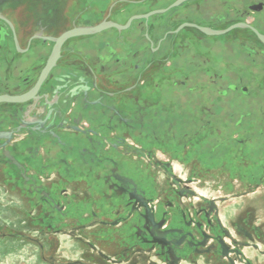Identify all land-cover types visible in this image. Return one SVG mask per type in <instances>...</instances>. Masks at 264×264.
I'll return each mask as SVG.
<instances>
[{"label": "flooded vegetation", "instance_id": "af4514ba", "mask_svg": "<svg viewBox=\"0 0 264 264\" xmlns=\"http://www.w3.org/2000/svg\"><path fill=\"white\" fill-rule=\"evenodd\" d=\"M176 1L151 0L149 10L131 16L158 9L165 12L134 20L128 29L112 28L68 39L34 97L0 103V171L7 179H18L20 174L25 188L39 191L43 211L65 215L63 200L74 197L77 158L97 167L117 166L114 156H144L146 148L130 141L140 138L139 108L131 100L142 98L155 105L161 93L173 90L183 91L181 97L212 93L216 104L208 115L186 118L183 123L200 127L186 142L183 138L178 144L169 142L172 153L178 151L181 159L205 157L209 147L204 149V143L212 132V155H207L216 158L221 150H228L217 167L264 173V127L258 132L263 141L255 149H247L256 125H264V115L255 117L249 111L236 116L223 109L221 116L217 107L219 101L229 102L236 96L243 102L250 101L254 93L264 96V0H185L170 7ZM115 6L92 24L105 19L117 22L112 15ZM0 15L13 24L5 14ZM92 24L74 23L56 33L47 31L52 24H42L36 33L20 36L14 24L13 30L0 17V61H4L0 64V95L29 93L52 54L55 43L50 38ZM209 65L223 69L227 78L211 85L193 83V78H203ZM11 67L14 73L8 71ZM156 77L158 84H152ZM263 102L253 103L261 109ZM217 124H232L242 133L234 135L235 129L229 127L231 133L222 134ZM155 141L151 139V145ZM247 150L257 156L251 165L245 164ZM157 167L166 173H162L163 179L169 177V188L158 195L133 177L113 174L114 188L123 196L124 215L112 221L126 234L122 244L133 238L151 245L153 252L162 247L163 256L180 258V262L170 260L168 264H191L189 259L195 255L198 264H264V190L236 193L221 202L216 197L196 196L189 187L193 180L175 176L171 161ZM167 192L172 196L167 198ZM227 203L238 207L232 212ZM108 231L103 240L113 236V230Z\"/></svg>", "mask_w": 264, "mask_h": 264}, {"label": "rangeland", "instance_id": "374dc122", "mask_svg": "<svg viewBox=\"0 0 264 264\" xmlns=\"http://www.w3.org/2000/svg\"><path fill=\"white\" fill-rule=\"evenodd\" d=\"M114 2L116 0H0V12L13 22L20 36H28L36 33L42 24L45 26L52 24L53 27L47 31L56 33L65 26L74 23L92 24L98 22L107 15L108 9ZM109 3L111 4L108 6ZM156 3L158 4V1ZM115 4L113 16L120 18L121 11L124 12L126 9ZM150 7L151 3L145 9ZM98 9L102 13L97 11ZM94 10L96 13L92 12ZM108 36H111V32H108ZM3 62L0 61V64ZM209 66L206 67L203 78H193V83L211 85L218 80L223 81L227 78L223 75V69H214ZM8 71L14 73L15 69L11 67ZM160 79L162 80L161 84L164 85L163 79ZM201 79H203L202 82H200ZM154 81L155 84H158L159 78L151 79L152 84ZM182 94L184 93L181 90L168 91L165 94L163 92L159 95V99L156 98L158 103L155 105H151L149 100L142 98L139 102L131 100L133 106L139 108L140 138L130 141L146 148L144 156L135 154L137 159H133V155L129 157L114 156L119 162L117 166L107 163L104 166L100 165L101 167L91 166L90 163L83 162L81 157L77 158L74 171V199L71 198L68 202V198H64V206H66L64 216L55 212L43 211L39 191L25 188L22 185V178H19L20 174L18 179H7L1 170L0 264H168L170 260L180 262V258H174V254L163 256L162 247L157 248L160 253H158L159 251L153 252L151 245L143 244L142 241L135 242L133 238L132 242L127 238L126 241L130 243L122 244L126 234L119 230L120 226H116L112 222L124 215V208L121 207L122 193L114 188L113 184L115 172H122L133 177L146 188H154L158 195L161 191L165 193L169 188L167 187L169 177L163 179L162 173L164 172H161V168L157 165L171 161L175 176L193 180L194 183L189 187L196 196L216 197L222 202L225 197H231L236 193L263 191L264 173L261 171L254 170L244 173L234 171L233 168L228 170L227 167L216 166L218 160V164H220L221 159H224L222 156L228 153V150H221L220 155L216 158L208 156L212 155L211 144H209L212 140V132L204 143V149L207 145L209 147V150L205 152V157L204 155L187 156L181 159L178 151L172 153L173 148L167 147L169 142L178 144L182 140L181 138L186 142L200 127V125L183 123L187 122L186 118L202 114L208 115L213 112V104H216L214 98L211 97L212 93L204 92L200 95L187 93V97H181ZM258 99L263 100V94L254 93L250 101L245 100L244 102L236 96L229 102L227 101L228 103L219 101L217 107L221 108V116L224 115V110L226 112L229 110L236 116L250 111L254 113L255 117H259L264 115V102L261 109L257 108L253 102ZM181 101L183 102L181 103ZM215 126L222 134L229 132V127H233L232 130L235 129L234 135L242 133L232 124L230 126L220 124ZM256 127L251 142L247 144V149H255V144L263 141H261L258 132L264 125H256ZM187 131L189 132L188 137ZM152 133L153 138H151ZM222 134H220L221 140H223ZM151 139L152 142L156 140L153 145H151ZM231 143L236 145L234 142ZM252 144L254 147L250 146ZM147 153L150 155L148 156ZM151 153H155L156 156H151ZM244 156L247 159L245 164H253L252 159H255V153L247 150V154ZM255 157L257 158V156ZM232 160H235V157ZM141 165L144 167L141 168ZM237 180L241 185L237 183ZM259 181L262 182L256 185ZM165 196L168 198L172 194L167 192ZM259 201L263 202L261 199ZM253 205L254 203H252ZM227 206L232 212L238 207L232 203H227ZM223 209L222 207V216L225 211ZM108 230H113L114 234L109 236L110 239L103 240L102 236L107 234ZM179 250L177 249L178 255L181 254ZM253 253L255 252L252 251L250 255L253 256ZM197 259V255H195L189 259V262L198 264Z\"/></svg>", "mask_w": 264, "mask_h": 264}, {"label": "water", "instance_id": "95a60500", "mask_svg": "<svg viewBox=\"0 0 264 264\" xmlns=\"http://www.w3.org/2000/svg\"><path fill=\"white\" fill-rule=\"evenodd\" d=\"M184 1L185 0H177L170 7L177 6ZM114 5H115V3L111 6V8ZM163 12H165V9H158V10L150 11V12L144 13V14H135V15L131 16L125 24H121V23H118V22L113 21V20L105 19L96 25L73 27V28L63 32L59 37L50 38V40H52L55 43V45H54L52 54L48 60L47 66L44 70V73H43L39 83L29 93L24 94V95H18V96H11V95H7V94L0 95V103H2V102L20 103V102H24V101L34 97V95L36 94V92L39 88V85L42 82V79L49 72V70L55 65L57 59L60 56L62 45L68 39L73 38V37H78V36L94 35V34L102 32L104 30L112 29V28H115L118 30H125V29H128L130 27L131 23L134 20L148 19L153 14L163 13ZM0 17L5 19L7 22H9V24L12 26V28L14 30L13 24L8 19L3 17L2 15H0Z\"/></svg>", "mask_w": 264, "mask_h": 264}, {"label": "trees", "instance_id": "16d2710c", "mask_svg": "<svg viewBox=\"0 0 264 264\" xmlns=\"http://www.w3.org/2000/svg\"><path fill=\"white\" fill-rule=\"evenodd\" d=\"M103 1V0H101ZM106 1V0H104ZM132 0H116L117 2V5L119 6H122V8L126 9L124 10V12L121 11V16L120 18L119 17H115V19H118L117 22H124L128 19L129 16H131V14H133L134 12H137V11H144V10H149L150 8L148 9H145L150 3H151V0H143V2L141 3H136L134 4L133 2H131ZM110 2V1H108ZM111 3L108 4V6L110 5ZM137 7V8H135ZM121 9V8H120ZM134 9H136V11H134ZM115 10V9H114ZM128 10V11H127ZM133 10V11H132ZM115 11H113V14H114ZM112 14V15H113ZM124 18V19H122Z\"/></svg>", "mask_w": 264, "mask_h": 264}, {"label": "bare ground", "instance_id": "6f19581e", "mask_svg": "<svg viewBox=\"0 0 264 264\" xmlns=\"http://www.w3.org/2000/svg\"><path fill=\"white\" fill-rule=\"evenodd\" d=\"M71 43V42H70ZM21 105V104H20ZM10 106V105H9Z\"/></svg>", "mask_w": 264, "mask_h": 264}, {"label": "crops", "instance_id": "0c3cea01", "mask_svg": "<svg viewBox=\"0 0 264 264\" xmlns=\"http://www.w3.org/2000/svg\"><path fill=\"white\" fill-rule=\"evenodd\" d=\"M115 3V2H114Z\"/></svg>", "mask_w": 264, "mask_h": 264}]
</instances>
